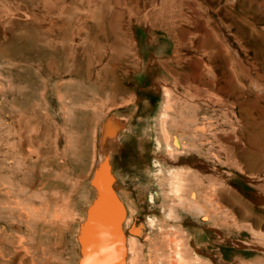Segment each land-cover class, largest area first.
<instances>
[{"label":"rangeland","instance_id":"1","mask_svg":"<svg viewBox=\"0 0 264 264\" xmlns=\"http://www.w3.org/2000/svg\"><path fill=\"white\" fill-rule=\"evenodd\" d=\"M155 2L158 4L137 14L135 43L143 68L135 59L133 73L117 79L119 93L99 94L92 100L82 83L80 88H59L62 96L58 99L53 95L52 81L45 83L46 76L36 68L32 73L29 106L36 131L32 134L28 180L22 183L28 192L19 196L20 200L27 197L24 204L32 214L28 223L19 217L15 221L14 264H79L78 227L97 198L91 181L93 169L108 155L113 156L115 189L129 216L135 214L132 222L123 226L127 237L136 238L138 260L134 264H167L156 262L154 248L163 244L164 250L156 253L164 259L169 239L184 242L189 264H264V0ZM41 3L43 0H0V36L7 33L3 28L10 21L28 25L29 15ZM176 14H182L185 21L175 19ZM179 27L188 32L184 31L183 41ZM192 43L199 49V44L203 45L215 62L216 70H212L218 76L225 67L224 71L232 75L234 71L238 99L232 104L231 94L224 90L218 93L223 106L216 111L205 101L198 117L185 112L186 120L181 121V116L173 114L176 124L168 125L175 128L173 134L182 146L177 163L170 166L157 158L166 155L159 114L165 105L164 87L171 82L167 72L177 69L174 60L206 57L201 51L194 52ZM12 63L1 55L0 91L22 94L25 82L21 74L18 79L11 76ZM188 71L186 66L183 72ZM209 98L205 94L204 99ZM181 100L171 103L174 111L187 104ZM8 103L21 107L19 102ZM46 111L50 118L44 117ZM105 127L112 137L104 138ZM202 128L205 133L199 131ZM191 130L199 134L189 135ZM181 131L183 137L177 135ZM249 159L252 168L247 165ZM155 160L161 163L163 176L155 175L149 183L147 193H157L159 198L155 204H148L145 197L141 198L139 186L145 183L142 169L152 167ZM100 168L106 172L103 166ZM168 168L182 175L183 201L169 195ZM32 210L38 212L37 217ZM147 215L158 219L164 234L147 226ZM19 239L25 241L20 245ZM23 247L28 249L25 257Z\"/></svg>","mask_w":264,"mask_h":264},{"label":"bare ground","instance_id":"2","mask_svg":"<svg viewBox=\"0 0 264 264\" xmlns=\"http://www.w3.org/2000/svg\"><path fill=\"white\" fill-rule=\"evenodd\" d=\"M154 1L43 0L42 6L37 4L36 12H32L29 15V19L26 21L28 25L18 23L17 19V22L10 21L4 26L3 29L7 33L2 37L0 36V57L3 55L13 62L10 74L17 79L19 74H21L25 87L21 91L22 94H6L0 91V97L2 98L0 103V264L15 263L17 257L14 251L16 247L14 236L12 235V230L16 226L15 221L19 217L25 223H28L32 214L30 212L31 209L24 204L27 197L21 200L19 198L20 195L26 196L28 192V189L22 183L28 180L27 177L31 167V147L33 145L32 134L36 131V127L33 126V111H31L29 106V85L33 81L32 73H34L36 68L46 76L45 83L52 81L51 89L53 90V95L57 96L58 99H61L62 96L59 94V88L79 87L82 83L85 85L86 91L89 92L90 95H88L93 97V99L90 97L92 100H97V95L99 94L110 95L119 93L117 79L120 76L128 77L133 73L131 69L135 59L138 60V67L143 68L142 61L137 56V45L135 43L138 27L137 14L139 12V14H143L142 11L144 12L150 6L158 4L154 3ZM71 13L73 18L70 16ZM17 16L20 17V15ZM144 17L146 18V15ZM174 18L185 21L182 14L174 16ZM172 27H174L173 23H171L170 28ZM197 30V28L194 29V31ZM179 31L180 40L183 41L187 31L183 28H180ZM184 31L186 32L184 33ZM25 37L27 40L23 39ZM192 44L194 52L201 51L202 55L206 57L204 59L202 57L199 60L181 58L174 60L177 69L167 72L171 82L170 86L164 87L165 105L159 114V131L163 139V146L165 147L163 148L166 155L159 154L157 158L170 166L177 163V154L182 146L173 134V131H175L173 129L175 128L172 125L176 124L175 118L172 117L173 114L181 116V121L186 120L183 118V113L185 112H189V115L193 117H198L205 109V104H203L205 101L211 109L216 111L215 109L223 106V100L218 97V93L224 90L231 94L232 104H235L238 99L237 86L233 81V78L235 79L233 77V75L235 76L234 71L232 70L233 75L224 71L226 68L224 65L225 68L218 76L214 72L216 69H213L215 62L210 59L211 57L205 51L203 45L200 43L201 48L199 49L198 44ZM214 47L216 49V45ZM211 64L213 65L212 68L210 67ZM186 66L189 71L184 73L183 70ZM77 94H75V98L76 102H79L77 101ZM205 94L216 101L211 102L210 98L205 100ZM181 98L187 104L174 111L171 103H176L177 99L181 100ZM10 101L19 102L20 109L16 108V103H8ZM85 101L87 102V99ZM44 117L46 119L50 118L48 111L45 112ZM168 122L172 123V125L169 126ZM108 127L104 128V138L105 136L112 137V134H109L110 132L107 130ZM199 131L205 133L203 128ZM195 133L198 132L189 131V135L193 136ZM177 135L183 137L184 132H177ZM212 139L215 140V137ZM156 143L157 148L160 149L161 143L158 140ZM112 159L113 156L110 155L105 157L102 160L103 163L99 162L97 167L93 169L94 176L90 177L96 186L97 198L88 212L85 213L86 215L78 227L79 264H134L138 260V253L136 254L135 252L136 238L134 236L127 237L123 233V226L125 227V225L131 223L135 214L131 212L130 214L133 215L129 216L128 208L122 202L120 195L116 191L117 189H115ZM251 161L249 159L247 165L252 168ZM101 166L106 169V172L100 171ZM153 168H156L155 174L153 173ZM142 174L145 178V183L144 185L142 184L143 186H139L140 196L142 199L145 197L148 204H155L159 195L151 191L147 193V190H149L148 185L155 175L163 176L161 163L155 160L152 167L146 166L142 169ZM166 174L169 177V195L181 201L184 192V181L181 173L173 168H168ZM19 181H21L20 184L18 183ZM173 208L172 210H174ZM32 212L34 213L33 210ZM36 213L38 212L36 211ZM36 213H34L35 216ZM169 216H172L170 212L167 217ZM203 218H206L204 214ZM145 221L151 230L158 228L161 235L165 233L163 228L158 227V219L155 216L147 215L145 216ZM158 234L155 236L156 238ZM19 237L22 238L21 235ZM19 241L21 245L25 240L19 239ZM183 243L182 240L169 239L168 246H166L169 252L164 259L157 256L156 253L164 250L163 244H160V246L162 245L161 247L154 248V258H157L156 262L189 264ZM23 248L25 257L28 249L26 247Z\"/></svg>","mask_w":264,"mask_h":264}]
</instances>
